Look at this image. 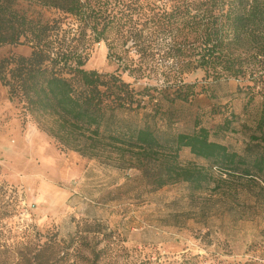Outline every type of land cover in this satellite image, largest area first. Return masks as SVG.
Masks as SVG:
<instances>
[{
    "label": "rangeland",
    "instance_id": "1",
    "mask_svg": "<svg viewBox=\"0 0 264 264\" xmlns=\"http://www.w3.org/2000/svg\"><path fill=\"white\" fill-rule=\"evenodd\" d=\"M13 9L42 22L72 19L32 0H15ZM29 52L0 46V58ZM85 53L84 69L116 72L105 41H89ZM121 78L137 94L132 106L113 110L110 126H147L162 142L204 126L246 158L264 151L251 139L263 98L249 99L247 82H211L194 71L183 78L197 82L196 93L182 101L162 89L159 74ZM52 126L49 115L24 113L0 83V264H264V175L212 168L201 189L176 181L154 190L148 176L158 164L112 147L83 156L48 133ZM179 161L209 166L188 149Z\"/></svg>",
    "mask_w": 264,
    "mask_h": 264
},
{
    "label": "trees",
    "instance_id": "2",
    "mask_svg": "<svg viewBox=\"0 0 264 264\" xmlns=\"http://www.w3.org/2000/svg\"><path fill=\"white\" fill-rule=\"evenodd\" d=\"M14 1L0 0V46L24 45L30 52L0 58V83L24 113L49 115L48 133L63 146L88 157L97 146L143 156L158 164L148 176L154 190L176 181L201 189L212 181V168L264 175V151L246 158L204 126L162 142L147 126L123 132L109 125L113 110L132 106L137 94L122 80L125 72L138 81L159 74L172 99L187 101L197 82L183 76L200 71L211 82H247L249 99L263 98L251 139L264 144V0H32L71 17L68 23L29 19L13 9ZM89 41L106 42L116 72L83 68ZM182 149L209 166L182 165ZM45 251L41 246L35 256Z\"/></svg>",
    "mask_w": 264,
    "mask_h": 264
}]
</instances>
